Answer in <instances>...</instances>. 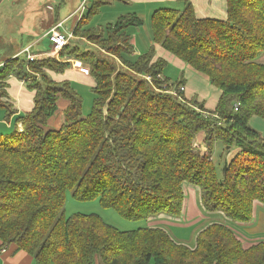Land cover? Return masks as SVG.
<instances>
[{
    "label": "trees",
    "instance_id": "1",
    "mask_svg": "<svg viewBox=\"0 0 264 264\" xmlns=\"http://www.w3.org/2000/svg\"><path fill=\"white\" fill-rule=\"evenodd\" d=\"M115 1L90 0L72 32L108 57L77 47L60 51L89 67L95 100L87 116H80L82 101L70 83L51 78L67 64L18 55L0 67V108H7L10 77L33 93L21 132L0 134V250L13 245L35 264H264V241L244 248L222 223L204 228L190 248L159 228L124 232L95 215L65 217L69 190L133 221L179 217L185 184L199 189L205 211L231 222L248 223L254 203L264 205V137L249 125L252 117L264 120V64L257 62L264 0H227L225 20L197 19L188 0H179L182 11L156 10L153 46L132 62L125 30L141 26L137 16H120L101 31L86 28ZM154 45L220 92L214 110L186 100L181 83L158 78L167 62ZM59 98L68 101L63 125L47 131ZM215 143L238 150L221 177L211 160Z\"/></svg>",
    "mask_w": 264,
    "mask_h": 264
},
{
    "label": "crops",
    "instance_id": "2",
    "mask_svg": "<svg viewBox=\"0 0 264 264\" xmlns=\"http://www.w3.org/2000/svg\"><path fill=\"white\" fill-rule=\"evenodd\" d=\"M188 1L191 4L195 17L197 19L200 20L226 19L227 0H188ZM114 3L115 4L120 3L121 5H114ZM109 5L114 6L112 7L113 8L112 12L114 13L115 17H117L116 20L120 16L130 14L137 16L142 21V24L145 22V24H149V25H150L151 16L156 10L174 9V10L182 11L184 8V4L179 0H117ZM77 9L78 7L73 12H76ZM64 21H67V19H65ZM77 23L78 21L75 20L73 30L77 25ZM139 27H129L125 30L126 33L131 37V43L133 45V50H134L133 52L134 59L147 52V50L151 46H153L152 40L149 41V43L145 42V44L140 45L138 39L133 38L134 36L132 34V30L130 31V28H139ZM45 33L44 36H42L43 38L42 39L40 38V40L36 44H43L44 41L47 40V38L45 37ZM33 46H34L33 44L32 45L27 44L20 50L13 49L14 51H12L11 47L7 45L6 48L3 49L6 50V53L0 58V67L4 63L5 59L7 58L10 59L15 56H18L20 53H22L23 55V51L28 47L30 48V53L35 55V57H37V60H44L51 58V57H47L51 51H45V53H41L40 55H37L36 53L32 52ZM154 47H155L156 57L163 58L164 60H166L167 65L170 61H172V63L176 64L177 67L179 68L181 74H180V80H178L177 83H181L184 86V91H183L184 98L186 100H189L190 98H195L197 99V101L203 104L204 109L208 111L214 110L218 98L220 96V92L211 85L209 86V88H207L205 77L203 79V76L201 77V75L195 73L188 66L183 65L179 60H177L175 57L162 50L159 46L154 45ZM263 56L264 53H261L259 55V57L257 58L258 63L264 64ZM38 57L40 58L38 59ZM170 57H172V59ZM58 61L67 64V67L64 69L62 74H51V78L54 81L70 83L71 80L77 78L83 80L88 79L90 80L93 88L94 81L89 76V70L87 67H85L84 63L78 60H74L68 56L62 57L61 59H58ZM186 76H188L189 78L194 76H199L197 80L198 81L201 80L204 83L205 88H207L206 89L207 93L205 95L199 96L198 94H196V96H194L195 92H193V90H189L188 82L190 80H186L185 79ZM161 79H165L163 77V74L161 75ZM7 84H8V87L6 89L7 97L3 98V102H5L7 108H6V113L0 111L1 112L0 134L5 133V131L7 133H10L13 129V126H14L13 132L15 131L21 132L22 125L19 119L24 117L33 108V93L27 88L26 83H24L21 80L15 79L14 77H10L7 81ZM67 106H68V101H66L65 99L59 98L57 100L55 113L60 108L61 115L60 117H58V119L56 118L53 119L55 115L54 113L53 116L49 118V120L47 121L48 124L47 127L49 129L46 128L47 131L58 130L63 125V112L67 108ZM7 112H10L9 116H7ZM256 119H260V118L252 117L249 120V125L251 128L255 129L262 137H264L263 132H261L259 129L253 126V122ZM262 121L264 122V120ZM202 138H203L202 135L199 136V138L197 139V144H200ZM233 156L232 153L230 152L229 160ZM182 190H183L184 199H183L182 211L179 217H169L163 214L158 215L156 217H151L148 220H146V224H147L146 227L159 228L164 230L168 234L167 232L168 227L171 228H175L174 226H177L178 228L182 226L192 227L198 223H201V220H204L203 226L201 225L195 233L194 241L196 236L199 234V232H201L204 228H206L208 225L213 223H222L225 224L227 227H229L235 233L236 237L242 243L244 248H248L258 242L264 241V205L255 202L253 205L251 220L248 223H235L228 221L219 212L208 213L207 211H205L202 206L199 189L197 187L193 185L185 184L183 185ZM199 209L202 212H204V214L201 213ZM173 240L176 241L175 239ZM176 242L184 244L182 243V240H177ZM194 245L191 246L190 248H193ZM186 246L189 247L188 245ZM1 250H4V252H0V264H35L33 257H31L30 255L26 254L23 251H15V246L13 245H10L6 248L4 247Z\"/></svg>",
    "mask_w": 264,
    "mask_h": 264
},
{
    "label": "rangeland",
    "instance_id": "3",
    "mask_svg": "<svg viewBox=\"0 0 264 264\" xmlns=\"http://www.w3.org/2000/svg\"><path fill=\"white\" fill-rule=\"evenodd\" d=\"M13 2H15L14 8L11 7L13 6ZM112 5L102 6L99 10L98 15L91 18V20L86 25V28L88 27L89 29L101 31V29H104L108 24L114 23L117 17H115L114 13L112 12V7H114ZM114 5L121 4L114 3ZM77 7V11L73 12ZM89 7L90 0H3V2L0 3V38L2 47L0 48L4 49L8 45L11 47V50L14 51L13 49L20 50L27 44H33L34 46L32 47V52L36 53L37 55L45 53V51H51L52 47L48 39L45 40L43 44H36L40 40V38H43L42 36H44V33L56 22L64 21L65 19H67V21H64V30L67 32H72L75 19L79 18L80 15L82 16L84 13H86ZM81 8H83V12L80 14L79 11ZM131 30L134 36L133 38H137L140 45L145 44V42L149 43V41L152 40L150 25L145 24V22L141 25V27L130 28V31ZM74 47L80 48V50L82 51L95 50L98 55L101 54L104 57L106 55L105 53L100 52L98 46L87 41L86 37L71 39L70 46H68V48L73 49ZM3 51L0 52V58L6 53V50ZM62 57H67V55L59 52L57 55L52 56L49 59L59 62L58 59H61ZM68 57L74 60H78L73 56ZM110 57L111 59L116 61L118 69L123 68V66H121L120 62L116 58H114L113 56ZM170 58L172 59V57ZM135 59L133 55L131 57H128V60L131 62ZM34 61L35 60L30 62ZM85 67H87L89 70V67L86 64ZM162 74L163 77L167 79L170 85H174L178 82V80H180L181 72L177 65L170 61L168 65L163 69ZM198 77L199 76H194L189 78L188 76H186L185 78L186 80H190L188 82L189 90H193V92H195L194 96H196V94H198L199 96L205 95L207 93L206 89L210 86L209 82L205 79L207 85V88H205V85L200 80V78V81L197 80ZM34 78V82L39 81L38 76H35ZM70 85L82 101L80 116H87L91 112L95 100V95L92 92V85L90 80L77 78L71 80ZM194 100L197 101V99L195 98L189 99V101ZM197 102L199 103V101ZM0 111L6 113V108H0ZM60 115L61 111L59 108V110L55 113L53 119H58ZM47 125L48 124L46 123L45 130L46 128L49 129ZM253 126L259 129L264 134V122L261 119L254 120ZM13 130L14 126L10 133H7L5 131V133H3L2 135H10L13 133ZM236 151V147L227 149V147L220 143L214 144L211 160L218 177L222 176V169L224 165H226L230 161V152L233 156ZM200 209L199 211L204 214V212H202L203 210L201 209V211ZM76 214L95 215L99 217L104 223L117 229L118 231H133L137 228L147 226L145 220H125L113 209L103 208L99 204L97 199L79 201L72 196V192L71 190H69L65 194L64 215L65 217H70ZM203 224L204 220H201V223H198L192 227H168L167 232L171 238L175 239L176 241L182 240V243L191 247L195 243L194 236L197 229L201 225L203 226Z\"/></svg>",
    "mask_w": 264,
    "mask_h": 264
},
{
    "label": "built area",
    "instance_id": "4",
    "mask_svg": "<svg viewBox=\"0 0 264 264\" xmlns=\"http://www.w3.org/2000/svg\"><path fill=\"white\" fill-rule=\"evenodd\" d=\"M83 12V8L80 9L79 13L81 14ZM81 17V15H80ZM79 18H76V21H79ZM46 38L51 43V52L48 54L47 57H52L53 55H57L63 48L70 45L71 39H73L72 32H67L64 30V21L57 22L55 25L50 27V29L46 33ZM23 54L26 55V61H33L37 60V57L35 55L30 53V48H26L23 51ZM40 57H38L39 59ZM159 79H161L160 76H158ZM145 79L150 82L151 78L149 76H146ZM178 91L182 92L184 91V86L180 84L178 86ZM239 107V103L233 104V110L237 111V108ZM0 252H4V250H0Z\"/></svg>",
    "mask_w": 264,
    "mask_h": 264
},
{
    "label": "flooded vegetation",
    "instance_id": "5",
    "mask_svg": "<svg viewBox=\"0 0 264 264\" xmlns=\"http://www.w3.org/2000/svg\"><path fill=\"white\" fill-rule=\"evenodd\" d=\"M1 2H3V0H0V3ZM14 5H15V2H13V6H11L12 8H14ZM47 33V32H46ZM46 33H45V37H46ZM0 47H1V38H0ZM2 48V47H1ZM0 48V52H2L3 51V49H1ZM19 55H22V53H20ZM23 56L25 57V60H26V55L25 54H23ZM16 57V56H15ZM14 58V57H13ZM13 58H10V59H5L4 60V62L6 61V60H11V59H13ZM3 65V64H2Z\"/></svg>",
    "mask_w": 264,
    "mask_h": 264
}]
</instances>
